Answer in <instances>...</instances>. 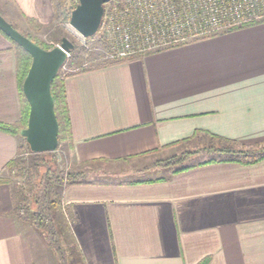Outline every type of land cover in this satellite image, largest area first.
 Wrapping results in <instances>:
<instances>
[{"label": "crops", "instance_id": "obj_1", "mask_svg": "<svg viewBox=\"0 0 264 264\" xmlns=\"http://www.w3.org/2000/svg\"><path fill=\"white\" fill-rule=\"evenodd\" d=\"M0 2L43 26L58 15L57 0ZM66 91L74 171L89 182L65 187L62 198L85 264H264V159L178 173L157 165L181 147L167 145L197 131L264 142V21L72 73ZM22 106L17 50L0 32V122H17ZM23 143L0 130V179ZM16 204L0 181V264H36L47 247Z\"/></svg>", "mask_w": 264, "mask_h": 264}, {"label": "trees", "instance_id": "obj_2", "mask_svg": "<svg viewBox=\"0 0 264 264\" xmlns=\"http://www.w3.org/2000/svg\"><path fill=\"white\" fill-rule=\"evenodd\" d=\"M73 1L75 2V8L79 3V0ZM0 13L17 30H19L36 44L40 45L42 48L46 50L54 48V46L47 45L32 37L31 35L23 32L10 18L6 16L1 8ZM103 24L101 28H103ZM99 31L94 36L88 37L87 39L92 40L93 38H96L99 35ZM0 32L3 33L15 45L17 50L18 80L23 101L20 119L13 124L0 122V130L11 134L20 135L21 130L27 127L29 121L30 105L24 94L23 85L32 64V55L21 45L11 39L6 33H4L1 28ZM97 38L99 42L106 45L104 36ZM120 61L123 60L111 62L108 61L98 66H91L89 68L82 69L78 72L107 66ZM68 75L62 77L59 72L52 81L51 90L55 101V112L59 123V145L62 141L68 140L70 143V149H72L71 118L66 91V77ZM178 146L181 147H179L175 153L159 160L157 165L173 168V173H178L198 165L214 162H239L243 164H253L264 159V142L252 146H246L240 144L236 140L211 134L207 131H197L189 138H185L167 145V147ZM25 147L32 152L34 158L33 163L37 166V169L32 171L30 168H24L21 161L18 160H15L9 164L8 167L10 170L19 169L18 174L23 179L22 191L16 193L17 204L14 213L22 221L30 222L33 227L44 233L48 245L55 251L61 264H68L71 256L70 253L64 248L59 236L60 228L57 221V211L61 208L63 198L62 195L57 191V187H67L73 184L86 183L89 181L86 179V174L78 171H58L53 166L56 161L53 151L34 152L31 150L29 144L24 138V145L20 146L19 152L23 151ZM156 151H158V149L151 152ZM204 153L211 154L212 157L200 162L191 161L193 156ZM163 179L165 178H159L158 180ZM0 181L3 183L7 182V180L3 178H1ZM23 202L24 205L22 204ZM207 263L208 259H204L199 264ZM82 264H85L83 260Z\"/></svg>", "mask_w": 264, "mask_h": 264}, {"label": "built area", "instance_id": "obj_3", "mask_svg": "<svg viewBox=\"0 0 264 264\" xmlns=\"http://www.w3.org/2000/svg\"><path fill=\"white\" fill-rule=\"evenodd\" d=\"M261 21L264 0H113L103 23L116 53L107 58L131 59Z\"/></svg>", "mask_w": 264, "mask_h": 264}, {"label": "rangeland", "instance_id": "obj_4", "mask_svg": "<svg viewBox=\"0 0 264 264\" xmlns=\"http://www.w3.org/2000/svg\"><path fill=\"white\" fill-rule=\"evenodd\" d=\"M74 6L75 2L73 0H57V18L51 25L46 26L40 25L37 21L32 19L14 18L5 12L1 5L0 8L4 11L6 16L10 18L23 32L31 35L32 37L47 45H52L55 47L62 42L63 38H68L74 44V47L69 52L67 60L59 71L63 77L68 74L78 72L82 69L89 68L91 66H98L108 62L109 59L107 57H109L112 52L116 53V51L113 49L108 48L111 38H109L105 32L104 24L103 28H101L99 31V35L97 34V37L104 36L106 45L99 42L97 37L93 38L92 40L84 38L83 36L79 35V33L70 25L69 20L71 16V10L74 8ZM53 155L56 159L53 166L58 171L64 170L69 172L74 170L75 165L71 158L70 143L68 140L62 141L57 149L53 151ZM211 157V154L204 153L193 156L191 161L200 162ZM33 159L32 152L26 147L20 152V155L17 158L18 161H21L24 168H30L32 171H35L37 166L33 163ZM18 172L19 169L10 170L7 174H4L5 177L3 178L7 180V182H5L6 184L11 185V187L15 190V193L22 191L23 187V179L18 174ZM165 172L167 171H148L145 174H130L128 175L129 177H125V179H138L157 175H166L164 174ZM112 179L117 180L124 178L115 176ZM64 188L65 187L63 186L57 187V191L62 195ZM22 204L24 205V202ZM57 221L60 228L59 236L61 242L71 256L68 264H82L80 254L71 236L73 218L70 215V210L68 209L67 205L63 203V201L61 203V208L57 211ZM24 222L27 226V231H29L30 234L34 236V238L42 242V244L45 243V246L47 247L48 255L46 254V256H40L39 258L37 254H34L36 264H61L55 251L48 245L44 233L33 227L30 222Z\"/></svg>", "mask_w": 264, "mask_h": 264}, {"label": "water", "instance_id": "obj_5", "mask_svg": "<svg viewBox=\"0 0 264 264\" xmlns=\"http://www.w3.org/2000/svg\"><path fill=\"white\" fill-rule=\"evenodd\" d=\"M110 1L79 0L71 11L70 25L84 38L94 36L103 24L106 4ZM0 28L32 55V64L23 85L30 105L29 121L21 134L32 151H54L59 145V123L51 85L74 44L63 38L59 45L46 50L17 30L1 13Z\"/></svg>", "mask_w": 264, "mask_h": 264}]
</instances>
